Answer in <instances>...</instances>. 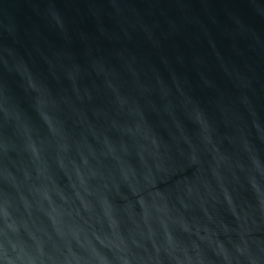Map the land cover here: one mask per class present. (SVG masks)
<instances>
[{"label": "water", "instance_id": "water-1", "mask_svg": "<svg viewBox=\"0 0 264 264\" xmlns=\"http://www.w3.org/2000/svg\"><path fill=\"white\" fill-rule=\"evenodd\" d=\"M0 264H264V0H0Z\"/></svg>", "mask_w": 264, "mask_h": 264}]
</instances>
